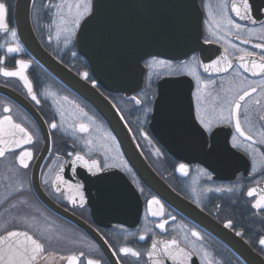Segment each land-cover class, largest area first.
I'll return each instance as SVG.
<instances>
[{
  "label": "flooded vegetation",
  "instance_id": "obj_1",
  "mask_svg": "<svg viewBox=\"0 0 264 264\" xmlns=\"http://www.w3.org/2000/svg\"><path fill=\"white\" fill-rule=\"evenodd\" d=\"M0 2L8 9L5 18L8 29H0V141H3L0 147L6 149L5 156L0 157V235L22 230L39 240L44 252L34 264H69L67 258L73 255L79 257L76 264H87L89 259L99 260L100 264H156V261L160 264H245L203 226L183 216L142 183L100 115L47 72L20 40L14 16L16 0ZM194 2L201 13L200 39L204 46L180 59L152 56L142 61L143 86L130 98L99 87L87 61L73 47L74 33L90 12L91 0H85V4L71 3L74 9L79 4V9L88 12L75 26L70 45L65 42V12L61 38L54 40L51 35L48 26L52 22L51 0L30 1L29 25L50 55L78 76L87 73L82 78L113 103L147 163L171 189L244 239L264 259V245L260 244L264 239V208L254 206L264 190V144L259 142L258 135L264 132V121L260 120L264 116L261 89L264 74L259 69L254 74L244 66L247 63L251 67L253 60L260 63L264 57V48L257 47L264 44V0H247V13L244 0ZM233 4L240 15L233 11ZM67 5L66 0H61L62 10ZM228 20L233 23L229 24ZM237 24L241 27L236 28ZM9 47H18L19 51L9 52ZM245 52L252 55L245 56ZM241 56H245L244 61ZM224 57L231 62V67ZM19 61L27 64L22 70L27 83L20 76L3 74L20 71ZM213 61H219L216 67L227 70L205 71L204 65ZM163 78L180 80L159 94L157 83ZM251 87L257 91L241 102L240 110L241 126L253 137V141H248L237 133L235 119L215 117L225 107L222 99H231L244 90L250 91ZM157 95L161 103L169 106L162 109V120L167 114H176L167 119L178 131L174 138H205L207 165L183 162L157 141L149 128ZM255 100L261 104H254ZM188 105L192 116L188 115ZM244 105L250 110L252 126L245 122ZM180 106L186 108L181 118L177 114ZM31 111L38 114L41 126ZM201 116L212 119L210 130L200 123ZM5 117H11V123ZM53 122L56 128L50 126ZM81 123L88 125L87 132L80 131ZM12 124H19L32 133V142L11 147L8 142L19 140L22 135ZM13 132L16 135L10 134ZM21 151L32 153V158L26 159L27 168L17 159ZM77 155L84 160L77 159ZM93 160L97 161V167L91 166ZM181 164L186 166L184 171L180 170ZM126 182L140 199L139 216H126L131 202ZM36 184L56 207L73 214L90 233L43 203L36 194ZM252 188L256 192L249 196L247 193ZM154 199L159 204L149 203ZM159 209V216L152 215ZM162 223L164 228L158 227ZM192 232H198L199 237ZM171 240H176L179 249L184 250L180 254L173 246L175 259L164 251L165 242ZM121 247L132 248L140 256L120 253Z\"/></svg>",
  "mask_w": 264,
  "mask_h": 264
},
{
  "label": "water",
  "instance_id": "obj_2",
  "mask_svg": "<svg viewBox=\"0 0 264 264\" xmlns=\"http://www.w3.org/2000/svg\"><path fill=\"white\" fill-rule=\"evenodd\" d=\"M30 1L32 0H16L15 3L14 16L20 40L47 72L100 115L117 141L127 163L142 183L183 216L203 226L245 264H264L263 257L244 239L234 235L228 228L181 197L155 173L143 157L113 103L98 88L82 78L85 77V73H82V77L76 75L42 47L29 25ZM200 34L201 13L194 0H91L90 12L81 20L74 33L73 47L87 61L90 73L99 87L130 98L143 86L142 61L152 56L167 59L183 58L190 51L204 46ZM201 63L203 65L202 58ZM179 80L180 78L159 80L157 83L159 94L169 90L165 87L172 88ZM162 109H169V106L161 103L157 95L149 121L150 131L157 141L168 153L183 162L207 165L205 138H174V133L178 131L167 119L175 117L176 114H167L165 120H162ZM177 109L178 116L184 117L186 108L180 106ZM31 114L41 126L38 114L33 111ZM188 115L192 116L190 105ZM196 129L198 130V127ZM126 187L131 194L126 216H139L140 199L129 182H126ZM34 188L43 203L90 233L86 225L73 217V214L56 207L37 184ZM92 213L96 214V211L92 210ZM158 213H161V209ZM6 235L7 232L0 237ZM10 239L14 241L16 238ZM19 239L23 240V237ZM0 249L6 250L7 243L0 244Z\"/></svg>",
  "mask_w": 264,
  "mask_h": 264
},
{
  "label": "snow or ice",
  "instance_id": "obj_3",
  "mask_svg": "<svg viewBox=\"0 0 264 264\" xmlns=\"http://www.w3.org/2000/svg\"><path fill=\"white\" fill-rule=\"evenodd\" d=\"M61 9L63 6H60ZM69 12H71L72 10V5H67ZM75 7L77 9L80 8V5L77 4L75 5ZM243 8L245 10V13H247L248 10V3L247 0H244L243 2ZM7 6L4 2H0V29H8V25L5 23V18H6V14H7ZM87 10V9H85ZM233 11L237 12V15H240V11L239 9L235 6V4H233ZM81 13L77 12V16H79ZM63 22V18L62 21ZM229 24L233 23L231 20L227 21ZM76 24L79 23V19H77L75 21ZM236 28H240V25H235ZM16 33L15 31H12V36L15 37ZM248 41H245V43H247ZM257 47L259 48H264V44H259L257 45ZM9 52H15V51H19V48H12L9 47L8 49ZM243 51V50H242ZM251 53H247L245 52V56H251ZM245 56H241L240 59L241 61L245 60ZM224 60L227 62V66L231 67V62L227 61V57H224ZM163 63V62H161ZM219 63V61H213L212 64H205L204 65V69L205 71H210V70H215V71H226V68H219L216 67V65ZM19 64L21 65V70L20 71H4V75L5 76H20L22 79H24L27 83V77L23 76V68L27 67L26 62L24 61H19ZM246 67V70L248 71H253L255 74V71L257 69H259V72L261 74H264V57H261V62L257 63L255 60L251 61V67H248L247 63H245L244 65ZM2 71V70H0ZM85 76H87V73L84 74ZM199 79V78H197ZM209 83H212L211 81H209ZM29 87V91L31 92V85L30 83L28 84ZM261 89H262V95H264V82H262L261 84ZM257 91V89L255 87H251L250 91L249 90H244L242 92V94H238L235 97H232L231 99H222L221 103L222 105H224L225 107H221L220 111H219V115L217 117H215L216 119H220V120H227V121H231L233 119H235V128L237 133H239L240 136L244 137L246 140L248 141H253V137L251 135H248L244 129L241 126V120H240V110L242 107L241 102L245 101L246 97H250V95L252 93H255ZM34 100L36 99L35 95H33L32 97ZM218 99H220L218 97ZM38 102V101H37ZM256 105H260L261 101L260 100H255L253 102ZM245 109V122L249 123L250 126H252V121L249 119V113L250 110L247 107V105L243 106ZM5 111H9V109L5 108ZM225 111H227V115H225ZM6 121H8L9 123H11V117H5L4 118ZM260 120L264 121V116L260 117ZM200 123L204 126L205 129L210 130L211 129V125H212V119L211 118H205L204 116L200 117ZM13 129L18 130V132L21 135V138L19 140L16 141H9L8 143L11 145V147H15L18 148L20 147V144H28L31 143L33 140V136L32 133H30L26 128L21 127L19 124H12L11 125ZM52 128H56L57 125L56 123H52L50 125ZM79 129L81 132H87L88 131V125L81 123L79 125ZM11 135H16L15 132L10 133ZM258 135L261 137L260 139V143L264 144V132H260L258 133ZM236 137H233V140H235ZM0 143H3V141H0ZM7 150H11V148L7 149ZM6 153V149L3 147H0V157L5 156ZM264 155V154H262ZM32 158V153L30 151H21L19 157H17V159L19 160V163L24 167L27 168L28 164L26 163V159H31ZM77 159L79 160H84L83 156L77 155ZM85 163L87 164L88 162L85 161ZM91 166L92 167H97V161L93 160L91 162ZM180 170L184 171L186 166L181 164L180 166ZM57 179H60V177L58 176ZM59 190V189H57ZM219 191V189H217ZM231 190V189H229ZM256 192L255 188L249 189L248 191V195L252 196L254 193ZM151 203H156L159 204V201L157 200H153L149 202ZM257 208H264V190H262V194L259 196V198L256 200V203L254 205ZM160 213L154 212L153 215H158ZM231 222H229L230 225ZM158 227L160 228H164V224H160L158 225ZM193 236L199 237V233L198 232H192ZM19 237H23V240H20ZM10 238H16L14 241ZM141 239H144L143 236L140 237ZM7 243V249H0V264H34V262L37 260V258L39 257V255L41 253L44 252V245L37 239H34L31 235H29L27 232H18V231H9L7 232L6 236H2L0 237V244H4ZM260 244L264 245V239L260 240ZM175 246V250L176 252L180 253V254H184V250L183 249H179L178 245H177V241L176 240H171L168 242H165V248L164 251L165 253H167L168 255L173 256V258L175 259V255H173V252L171 251L172 247ZM153 250H155L156 248V244L154 243L152 245ZM120 253L123 254H130L132 256H140V253L138 251H135L132 248L129 247H121L119 249ZM152 251H150L148 253L149 257L152 256ZM80 256H83V253H80ZM69 264H76L77 260L79 259L78 256L73 255L67 258ZM87 264H100L99 260H94V259H89L87 261ZM156 264H160V261H156Z\"/></svg>",
  "mask_w": 264,
  "mask_h": 264
},
{
  "label": "rangeland",
  "instance_id": "obj_4",
  "mask_svg": "<svg viewBox=\"0 0 264 264\" xmlns=\"http://www.w3.org/2000/svg\"><path fill=\"white\" fill-rule=\"evenodd\" d=\"M68 5H71V3H80L83 2L85 4V0H66ZM61 0H51V5L50 8L53 10L52 11V22H50L48 24L50 30H51V35L54 38V40H59L61 38V24L63 22L62 18H63V14L64 12L66 13L67 16V24L65 26V30L66 35H67V44L70 45L71 43V39L75 30V26L77 25L75 23V21L77 19H81L88 11L87 10H81V9H74V7H72L71 12H69L68 7L65 10L61 9ZM77 12L81 13L79 16H77ZM73 23V25L71 26L70 23ZM154 65L156 66L157 64L155 62H153ZM153 66V65H152Z\"/></svg>",
  "mask_w": 264,
  "mask_h": 264
}]
</instances>
